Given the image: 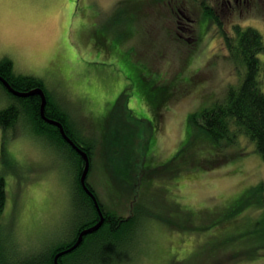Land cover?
<instances>
[{"label": "rangeland", "instance_id": "374dc122", "mask_svg": "<svg viewBox=\"0 0 264 264\" xmlns=\"http://www.w3.org/2000/svg\"><path fill=\"white\" fill-rule=\"evenodd\" d=\"M198 1L0 0V61L40 80L89 143L86 179L104 207L136 211L135 230L103 264H264V199L247 202L258 183L264 189V159L244 135L215 148L188 119L239 81L221 25L230 36L238 26L264 38V0H227L214 11L219 26ZM13 100L0 91V109ZM54 143L22 119L4 141L0 129L1 221L18 255L74 236V158ZM228 211L233 225L217 224Z\"/></svg>", "mask_w": 264, "mask_h": 264}, {"label": "trees", "instance_id": "16d2710c", "mask_svg": "<svg viewBox=\"0 0 264 264\" xmlns=\"http://www.w3.org/2000/svg\"><path fill=\"white\" fill-rule=\"evenodd\" d=\"M204 10L203 14L209 17L219 26V20L214 14L215 8L202 1H198ZM221 35L224 38L225 45L229 52V57L234 63L239 65L240 77L237 84L230 85L222 99L215 101L212 105L203 108L200 111L192 112L189 120L197 124L201 131L207 133L210 139L207 143H215V148H219L218 143H233L239 135L247 137L254 146V151L264 159V91L261 90V79L264 76V62L261 61L259 54H264V38L261 33L251 27L233 28V34H225L221 25ZM0 77L6 80L11 87L18 91H27L29 89L40 87L43 89L46 102L44 113L47 118L61 122L67 136L79 147L83 148L90 157L91 151L89 143L76 136L70 126L67 114L58 108L51 100L44 84L33 76L17 73L13 69L12 61L8 58L0 61ZM0 91L4 92L15 101L0 109V129L2 130L3 141L5 133L13 130L19 119L26 121L30 128H35L39 134L47 135L52 138L56 146L64 147L74 158L73 164V194L77 197L78 220L72 229L75 236L79 229L88 227L98 221V213L91 197L84 191L80 182L79 175L82 170L83 161L80 155L73 149L61 135L59 128L53 124L43 121L40 117V96H14L0 80ZM163 99L170 94L167 90L162 91ZM168 93V94H167ZM168 95V96H167ZM167 96V97H166ZM218 153V152H217ZM213 154V153H212ZM216 152L214 153V155ZM204 154L201 159H204ZM227 157L216 160L219 164L226 161ZM2 178V177H0ZM87 178V177H86ZM87 181V179H86ZM90 190L94 193L104 214V220L100 227L93 232L83 235L80 243L68 253L60 255L57 258V264H88L86 259H94L93 264H103L111 254H113L120 244L124 243L127 236L135 230L137 226L136 214L132 212L127 217L117 216V210L104 207L99 200L96 191L88 183ZM262 183L255 186L257 196L255 199L248 200L250 204L257 207H263L264 191ZM5 186L0 182V264H54V254L57 250L68 246L72 242L68 240L52 247L48 253L39 255H18L12 248H15L9 241L5 225L1 221V215L5 204ZM264 211V208H261ZM227 212V211H226ZM231 212L228 211L223 218H216L219 223L230 225L237 218H231ZM202 220H208V224H216V219L210 215L200 216ZM193 220V219H192ZM191 220V222H192ZM234 220V222H233ZM222 221L223 223H221ZM214 223V224H213ZM206 224V225H208ZM180 224L174 225L179 226ZM180 225L181 227L190 228ZM205 228V224H200ZM195 227V226H191ZM196 228V227H195ZM261 229L264 233V216L261 221ZM13 240V239H12ZM252 256V254L250 253ZM244 257V259L251 257ZM113 258V257H111ZM243 259V258H242ZM243 260L236 264H242Z\"/></svg>", "mask_w": 264, "mask_h": 264}, {"label": "water", "instance_id": "95a60500", "mask_svg": "<svg viewBox=\"0 0 264 264\" xmlns=\"http://www.w3.org/2000/svg\"><path fill=\"white\" fill-rule=\"evenodd\" d=\"M0 80H2L3 84L8 89V91H10L14 95H17V96L39 95L40 96V99H41V101H40V115H41V117L43 119H45L47 122H49L51 124H54V125H56L59 128V131H60L62 137L67 142H69L71 144V146L73 147V149L80 155V157L82 158V161H83L82 170H81L80 175H79V182H80L82 188L84 189V191L93 200L94 206L96 207L97 213L99 215V219L94 224H92V225H90L88 227H84V228L80 229V231L78 232V235H77V239L75 240V242L71 246H69L67 248H64L62 250H59L58 252L55 253L53 259H54V264H57V258L60 255H62L64 253L69 252L72 249H74L80 243V241L82 240L83 235H85L87 233H90V232H93L98 227H100V225L103 222V216L104 215L102 213V210L100 209V205H99V203L97 201L96 196L90 190V188H89V186L87 184V181H86V176H87V173H88V170H89V165H90V163H89V155L87 154V152L83 148L77 146L67 136V134L65 133V131L63 129V126H62L61 122H59L57 120L49 119V118L46 117V115L44 113V106H45L46 98H45V94H44L43 89H41L40 87H35V88L29 89L27 91H18V90H15L13 87H11L9 85V83L6 80H4L3 78L0 77Z\"/></svg>", "mask_w": 264, "mask_h": 264}, {"label": "flooded vegetation", "instance_id": "af4514ba", "mask_svg": "<svg viewBox=\"0 0 264 264\" xmlns=\"http://www.w3.org/2000/svg\"><path fill=\"white\" fill-rule=\"evenodd\" d=\"M226 1L227 0H215V4H214V6H212L213 8H215L216 10H221V11H223L224 10V5L226 4ZM231 0H228V2H230ZM234 1H238L239 3L240 2H244L245 4H248L250 1H252V0H234ZM181 5L183 6L184 4H182L181 3ZM211 6V5H210ZM217 12V11H216ZM183 14V17H181V16H179V15H177L180 19H182V18H185L186 20H188V19H190L192 22H193V19L191 18V17H188V16H186L184 13H182ZM216 14V13H215ZM186 27H183L182 29H185ZM189 31H192V29H188ZM9 59V58H8ZM44 88L46 89V87L44 86ZM47 90V89H46ZM47 92H48V90H47ZM40 117H41V115H40ZM41 119L43 120V121H45V122H47L45 119H43L42 117H41ZM47 123H49V122H47ZM51 124V123H50ZM54 125V124H53ZM55 126V125H54ZM59 146V145H58ZM61 146V145H60ZM103 213V212H102ZM104 215V214H103ZM98 219H99V215H98ZM103 220H104V216H103ZM80 231V229L78 230V232ZM78 232L76 233V235L73 237V241L76 239V237H77V235H78Z\"/></svg>", "mask_w": 264, "mask_h": 264}, {"label": "snow or ice", "instance_id": "6c2138e0", "mask_svg": "<svg viewBox=\"0 0 264 264\" xmlns=\"http://www.w3.org/2000/svg\"><path fill=\"white\" fill-rule=\"evenodd\" d=\"M4 163H6V161L2 156H0V167H2ZM0 182H2V178H0Z\"/></svg>", "mask_w": 264, "mask_h": 264}, {"label": "bare ground", "instance_id": "6f19581e", "mask_svg": "<svg viewBox=\"0 0 264 264\" xmlns=\"http://www.w3.org/2000/svg\"><path fill=\"white\" fill-rule=\"evenodd\" d=\"M89 163H90V161H89ZM66 253H68V252H66ZM65 254V253H64ZM63 255V254H62Z\"/></svg>", "mask_w": 264, "mask_h": 264}]
</instances>
